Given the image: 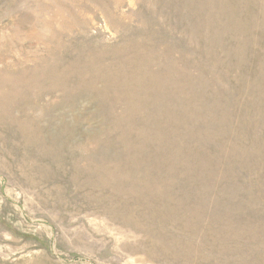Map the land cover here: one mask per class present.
<instances>
[{
    "label": "rangeland",
    "instance_id": "374dc122",
    "mask_svg": "<svg viewBox=\"0 0 264 264\" xmlns=\"http://www.w3.org/2000/svg\"><path fill=\"white\" fill-rule=\"evenodd\" d=\"M0 264H264V0H0Z\"/></svg>",
    "mask_w": 264,
    "mask_h": 264
}]
</instances>
